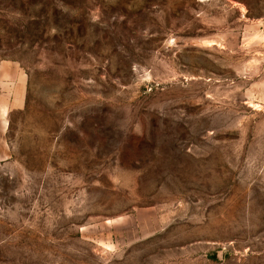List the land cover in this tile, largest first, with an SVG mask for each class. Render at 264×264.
I'll return each instance as SVG.
<instances>
[{"label":"rangeland","instance_id":"obj_1","mask_svg":"<svg viewBox=\"0 0 264 264\" xmlns=\"http://www.w3.org/2000/svg\"><path fill=\"white\" fill-rule=\"evenodd\" d=\"M0 264H264V0H0Z\"/></svg>","mask_w":264,"mask_h":264},{"label":"crops","instance_id":"obj_2","mask_svg":"<svg viewBox=\"0 0 264 264\" xmlns=\"http://www.w3.org/2000/svg\"><path fill=\"white\" fill-rule=\"evenodd\" d=\"M246 13H247V11H246ZM246 13H245V14H246Z\"/></svg>","mask_w":264,"mask_h":264}]
</instances>
